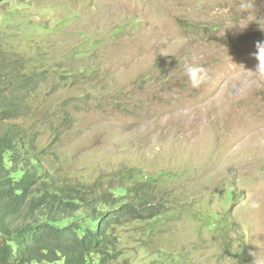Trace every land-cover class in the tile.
<instances>
[{
  "label": "rangeland",
  "instance_id": "374dc122",
  "mask_svg": "<svg viewBox=\"0 0 264 264\" xmlns=\"http://www.w3.org/2000/svg\"><path fill=\"white\" fill-rule=\"evenodd\" d=\"M241 3L0 4V55L44 75L45 170L93 194L136 187L163 211L115 228L112 264H264V21ZM185 62L209 70L198 89Z\"/></svg>",
  "mask_w": 264,
  "mask_h": 264
},
{
  "label": "trees",
  "instance_id": "16d2710c",
  "mask_svg": "<svg viewBox=\"0 0 264 264\" xmlns=\"http://www.w3.org/2000/svg\"><path fill=\"white\" fill-rule=\"evenodd\" d=\"M25 65L0 55V264H112L115 228L163 211L136 187L93 194L45 170L32 105L44 75Z\"/></svg>",
  "mask_w": 264,
  "mask_h": 264
},
{
  "label": "clouds",
  "instance_id": "9594fccd",
  "mask_svg": "<svg viewBox=\"0 0 264 264\" xmlns=\"http://www.w3.org/2000/svg\"><path fill=\"white\" fill-rule=\"evenodd\" d=\"M244 12L245 19L249 22H255L260 26V22L264 21V14L259 13L257 7V0H242L239 5ZM261 28V27H260ZM264 30V28H261ZM258 69H264V44H258ZM184 75L193 89H198L203 84H205L209 76V70L202 65L187 63L184 64Z\"/></svg>",
  "mask_w": 264,
  "mask_h": 264
}]
</instances>
